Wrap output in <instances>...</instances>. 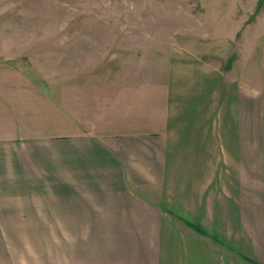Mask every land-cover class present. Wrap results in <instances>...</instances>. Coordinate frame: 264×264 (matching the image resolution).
<instances>
[{
	"label": "crops",
	"instance_id": "0c3cea01",
	"mask_svg": "<svg viewBox=\"0 0 264 264\" xmlns=\"http://www.w3.org/2000/svg\"><path fill=\"white\" fill-rule=\"evenodd\" d=\"M34 68L0 66V264H264L263 86L177 57L56 133L103 88Z\"/></svg>",
	"mask_w": 264,
	"mask_h": 264
},
{
	"label": "rangeland",
	"instance_id": "374dc122",
	"mask_svg": "<svg viewBox=\"0 0 264 264\" xmlns=\"http://www.w3.org/2000/svg\"><path fill=\"white\" fill-rule=\"evenodd\" d=\"M0 52L2 67L36 64L55 83L82 76L103 88H87L81 106L75 96L72 107H55L59 133L70 110L110 116L105 101L117 89L125 102L142 99L177 57L240 70L264 87V0H0Z\"/></svg>",
	"mask_w": 264,
	"mask_h": 264
},
{
	"label": "trees",
	"instance_id": "16d2710c",
	"mask_svg": "<svg viewBox=\"0 0 264 264\" xmlns=\"http://www.w3.org/2000/svg\"><path fill=\"white\" fill-rule=\"evenodd\" d=\"M200 231H202V229L198 228Z\"/></svg>",
	"mask_w": 264,
	"mask_h": 264
}]
</instances>
